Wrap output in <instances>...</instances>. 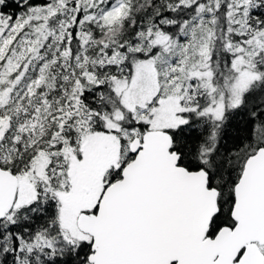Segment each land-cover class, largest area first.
<instances>
[{
	"label": "snow or ice",
	"instance_id": "6c2138e0",
	"mask_svg": "<svg viewBox=\"0 0 264 264\" xmlns=\"http://www.w3.org/2000/svg\"><path fill=\"white\" fill-rule=\"evenodd\" d=\"M0 264H264V0H0Z\"/></svg>",
	"mask_w": 264,
	"mask_h": 264
}]
</instances>
